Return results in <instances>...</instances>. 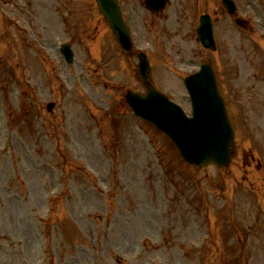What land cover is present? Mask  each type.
<instances>
[{
    "label": "rangeland",
    "instance_id": "1",
    "mask_svg": "<svg viewBox=\"0 0 264 264\" xmlns=\"http://www.w3.org/2000/svg\"><path fill=\"white\" fill-rule=\"evenodd\" d=\"M95 2L0 0V264H165L166 258L168 264H193L195 251L204 264H264V233L246 247L239 239L251 225L264 230V211L239 194L261 183L264 193V103L247 86L264 91V81L253 77L256 56L249 55L254 37L264 47V0L238 4L254 36L247 29L246 61L237 72L230 64L225 76L234 85L233 106L242 103L233 110L241 149L229 165L206 168L182 160L168 138L127 111V89L145 88L123 68L110 73L120 62L95 60L102 46L100 53H114ZM178 9L174 3L166 13L178 20ZM145 15L137 17L139 26L148 27L145 19L161 32L158 17ZM86 29L92 36L85 41ZM95 33L100 42L92 40ZM71 39L74 63L60 52ZM194 39L188 35L185 64L158 74L161 88L188 111L177 73L191 72L201 60L192 53ZM217 65L224 86L223 60ZM49 101H55L51 111ZM246 177L249 185L242 183Z\"/></svg>",
    "mask_w": 264,
    "mask_h": 264
},
{
    "label": "water",
    "instance_id": "2",
    "mask_svg": "<svg viewBox=\"0 0 264 264\" xmlns=\"http://www.w3.org/2000/svg\"><path fill=\"white\" fill-rule=\"evenodd\" d=\"M116 1L98 0L97 3L117 31L123 46L127 47L125 37L128 34ZM201 29L204 31L200 33V36L207 44L209 43L208 37L212 36L208 16L203 17ZM67 52V56H70V52ZM202 70L186 81L195 109V115L192 118L186 117L178 106L166 101L163 96L155 94L152 88L145 98L132 92L127 94V98L137 112L152 119L171 135L189 160L201 163L204 158V163L215 160L219 164H225L230 158V145L233 142L234 133L227 118H224L223 103L215 91V81L213 84L209 81V77L214 79L211 68L207 66ZM140 71L144 76L148 72V64L144 60L140 64ZM215 111H218L219 117L213 115ZM206 125H209V129ZM184 126L189 128L188 133H185L187 129L184 130ZM220 138H223L222 143H220ZM194 154L201 158H197Z\"/></svg>",
    "mask_w": 264,
    "mask_h": 264
},
{
    "label": "flooded vegetation",
    "instance_id": "3",
    "mask_svg": "<svg viewBox=\"0 0 264 264\" xmlns=\"http://www.w3.org/2000/svg\"><path fill=\"white\" fill-rule=\"evenodd\" d=\"M159 45H160V51H161V32H160V35H159ZM159 51V58H160V61H161V52Z\"/></svg>",
    "mask_w": 264,
    "mask_h": 264
},
{
    "label": "bare ground",
    "instance_id": "4",
    "mask_svg": "<svg viewBox=\"0 0 264 264\" xmlns=\"http://www.w3.org/2000/svg\"><path fill=\"white\" fill-rule=\"evenodd\" d=\"M27 253H29V251L27 250Z\"/></svg>",
    "mask_w": 264,
    "mask_h": 264
}]
</instances>
